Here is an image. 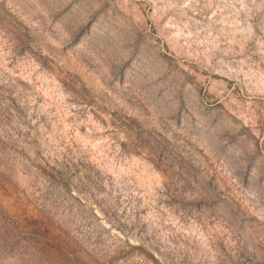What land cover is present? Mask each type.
<instances>
[{
  "label": "rangeland",
  "instance_id": "1",
  "mask_svg": "<svg viewBox=\"0 0 264 264\" xmlns=\"http://www.w3.org/2000/svg\"><path fill=\"white\" fill-rule=\"evenodd\" d=\"M11 221L67 264H264V0H0V264H59Z\"/></svg>",
  "mask_w": 264,
  "mask_h": 264
},
{
  "label": "trees",
  "instance_id": "2",
  "mask_svg": "<svg viewBox=\"0 0 264 264\" xmlns=\"http://www.w3.org/2000/svg\"><path fill=\"white\" fill-rule=\"evenodd\" d=\"M8 225L11 230L17 231L18 233L24 230V232H26L28 236L26 238V242L30 244L44 258L52 260L51 257H53L54 259L58 257L59 264L68 263L69 259L66 258L67 248L65 247V245L61 244L60 242L56 243L50 238H46V233H48L49 231L48 229L44 228L43 225L39 222L26 221V225L22 226L20 224L15 223L14 221H11ZM5 239V245L7 248H15L20 243V238L17 242H14V238H10V236L6 235ZM24 248L26 249V247Z\"/></svg>",
  "mask_w": 264,
  "mask_h": 264
}]
</instances>
